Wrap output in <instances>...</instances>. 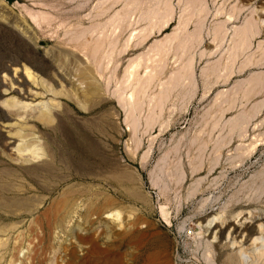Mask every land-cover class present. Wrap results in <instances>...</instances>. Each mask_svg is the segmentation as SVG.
Wrapping results in <instances>:
<instances>
[{
    "label": "rangeland",
    "instance_id": "374dc122",
    "mask_svg": "<svg viewBox=\"0 0 264 264\" xmlns=\"http://www.w3.org/2000/svg\"><path fill=\"white\" fill-rule=\"evenodd\" d=\"M263 24L264 0H0V264H264Z\"/></svg>",
    "mask_w": 264,
    "mask_h": 264
},
{
    "label": "bare ground",
    "instance_id": "6f19581e",
    "mask_svg": "<svg viewBox=\"0 0 264 264\" xmlns=\"http://www.w3.org/2000/svg\"><path fill=\"white\" fill-rule=\"evenodd\" d=\"M264 25V24H263ZM62 216V215H61ZM59 217V216H58ZM61 218V217H60ZM57 221V220H56ZM62 221V220H61ZM58 222V224H59V221H57ZM58 224H57V226H58ZM50 227V226H49ZM48 229V228H47ZM41 231H42V229H41ZM44 232V231H43ZM82 238V237H81ZM89 239H81V242H84V243H86L87 241H88ZM95 240V239H94ZM94 240L93 239H91V241H89V244H90V250H91V248H92V250H95V249H97V246H96V243H94ZM43 241H44V238H43V236H41L40 238H37V242H38V244L40 245V247H41V254H44V248H45V245H43ZM88 243V242H87ZM134 258V257H133ZM32 261H33V259H32ZM150 261H152V260H150ZM33 263V262H32ZM83 263H85V262H83ZM82 263V264H83ZM150 263V262H149ZM148 263V264H149ZM152 263V262H151ZM150 263V264H151ZM65 264H69V260L65 263ZM71 264V263H70ZM153 264V263H152Z\"/></svg>",
    "mask_w": 264,
    "mask_h": 264
}]
</instances>
